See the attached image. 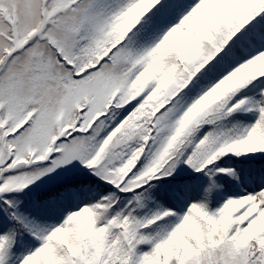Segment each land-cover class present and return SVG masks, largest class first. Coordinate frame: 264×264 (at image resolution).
<instances>
[{
	"label": "snow or ice",
	"instance_id": "1",
	"mask_svg": "<svg viewBox=\"0 0 264 264\" xmlns=\"http://www.w3.org/2000/svg\"><path fill=\"white\" fill-rule=\"evenodd\" d=\"M0 264H264V0H0Z\"/></svg>",
	"mask_w": 264,
	"mask_h": 264
}]
</instances>
